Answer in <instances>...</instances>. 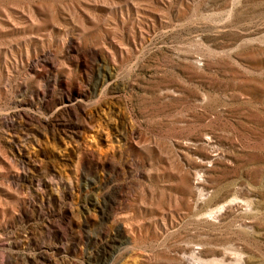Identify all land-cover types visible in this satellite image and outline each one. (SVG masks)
Masks as SVG:
<instances>
[{"label": "rangeland", "instance_id": "rangeland-1", "mask_svg": "<svg viewBox=\"0 0 264 264\" xmlns=\"http://www.w3.org/2000/svg\"><path fill=\"white\" fill-rule=\"evenodd\" d=\"M0 264H264V0H0Z\"/></svg>", "mask_w": 264, "mask_h": 264}]
</instances>
